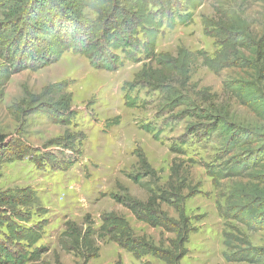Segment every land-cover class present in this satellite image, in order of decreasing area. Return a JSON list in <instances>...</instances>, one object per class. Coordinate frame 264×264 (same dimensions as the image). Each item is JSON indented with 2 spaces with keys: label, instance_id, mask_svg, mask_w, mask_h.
<instances>
[{
  "label": "rangeland",
  "instance_id": "374dc122",
  "mask_svg": "<svg viewBox=\"0 0 264 264\" xmlns=\"http://www.w3.org/2000/svg\"><path fill=\"white\" fill-rule=\"evenodd\" d=\"M226 10L238 11L256 38L264 37V0H204L198 9L181 12L190 13L191 21L165 29L155 51L175 55L182 47L212 57L214 40L204 35L203 22L216 24ZM141 67V63L126 62L113 72L94 70L84 57L68 53L56 64L15 74L7 83L0 102V132L7 141L15 140L17 127L7 107L17 103L24 91L36 94L47 84L61 81L67 83L66 91L72 96L75 117L71 124L63 127L43 115L33 116L22 141L35 149L33 154L48 153L60 160L63 150L44 148L47 142L65 131L84 135L80 145L75 144L78 155L72 157L77 161L67 170H50L48 165L37 170L28 157L0 167V192L29 188L38 199L39 210L33 211L31 223L44 225L36 246L43 253L39 262L28 264H163L150 256L136 260L107 239L96 242L97 256L88 260L64 252L59 245L68 221L84 225L88 217L96 231L100 217L114 213L128 222L135 236L167 247L173 234L137 221L113 198L130 196L144 203L149 189L151 196L165 195L171 203L174 198L169 193L181 191L175 207L161 204L173 220L182 210L195 231L189 235L187 254L180 264H264V257L258 261L251 255L264 254V212L241 215L248 201L264 199V114L240 104L224 87L230 80H237V85L253 82V72L236 69L214 75L199 61L190 75L187 100L191 106L169 108L153 92L128 91L126 84ZM125 95L134 105L125 104ZM218 114L225 126L214 124L216 128L212 131L209 126L206 132L204 127L211 123L207 119ZM242 128L254 140L242 138ZM172 148L177 154L170 152ZM138 153L150 167L149 177L141 175ZM224 253L236 254V262H226Z\"/></svg>",
  "mask_w": 264,
  "mask_h": 264
},
{
  "label": "trees",
  "instance_id": "16d2710c",
  "mask_svg": "<svg viewBox=\"0 0 264 264\" xmlns=\"http://www.w3.org/2000/svg\"><path fill=\"white\" fill-rule=\"evenodd\" d=\"M203 1L0 0V102L13 75L46 68L70 53L84 57L91 69L107 72L116 71L126 62L141 63V69L126 84L128 91L153 92L169 108L186 103L191 106L187 100L190 75L199 61L214 75L225 70H250L253 82L237 85V80H230L224 82V87L235 94L240 104L264 114V37L256 38L238 11H222L216 24L207 19L203 22L204 35L214 40L216 49L212 57L202 50L192 52L182 47L175 55L155 51L157 39L165 29L185 26L191 21L190 13L181 12L194 11L202 6ZM66 90L65 81L47 84L36 94L24 91L17 103L7 107L8 115L17 126L16 138L7 141V136L0 132V167L4 163L21 161L24 157H28L37 170L45 165L50 170L62 171L72 167L77 161L72 157L78 153L75 144L79 146L84 140L81 133L65 131L47 142L44 148L56 146L63 150L60 160L48 153L35 155V149L22 141L29 118L33 116L43 115L51 124L63 127L71 124L75 112L72 96ZM124 99L126 105H134L129 102L128 95ZM207 120L211 123L204 127L206 132H209V126L213 131L216 128L214 124L225 126L221 114ZM144 128L151 133L148 127ZM242 130V138L254 140L247 129ZM64 151H68L70 156L64 155ZM170 152L177 154L174 148ZM137 159L143 172L141 175L149 177L150 167L146 160L139 153ZM137 178L132 179L137 183ZM149 190L150 196L144 203L130 196L113 198L137 221L173 234L167 247L161 243L155 245L146 237L135 236L123 217L105 213L100 217L101 225L96 231L88 217L84 225L68 221L59 238L61 249L88 260L97 256L96 242L107 239L136 260L150 256L163 264H180L187 254L185 245L189 235L195 231L189 228V221H186L182 210L178 212L177 220H173L161 210V204L167 202L175 207L182 198L181 191L177 189L169 193L174 198L171 203L172 200L165 195L151 196L153 193ZM248 202L242 216L254 210L264 212V199ZM37 204L38 199L29 188L0 192V237H3L0 241V264L40 261L43 249L36 246L42 239L44 225L31 223L33 211L39 210ZM83 226L86 228L82 229ZM235 255L224 253L223 257L231 263L236 262ZM251 255L258 261L264 257L260 251ZM56 264L60 263L56 261Z\"/></svg>",
  "mask_w": 264,
  "mask_h": 264
}]
</instances>
